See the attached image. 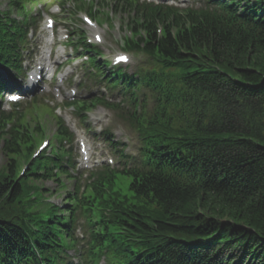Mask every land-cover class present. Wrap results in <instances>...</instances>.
Wrapping results in <instances>:
<instances>
[{"label":"trees","instance_id":"obj_1","mask_svg":"<svg viewBox=\"0 0 264 264\" xmlns=\"http://www.w3.org/2000/svg\"><path fill=\"white\" fill-rule=\"evenodd\" d=\"M95 2L128 14L135 38L124 40V47L144 54L142 74L116 76L137 111L128 123L142 162L92 183L83 212L93 228L89 258L105 254L107 264H264V0L187 10L92 0L91 15ZM9 3L17 7L18 0ZM7 27L0 19V61L12 42ZM144 88L152 110L136 97ZM37 119L0 114V264H56V249L73 237L75 192L63 209L41 201L49 191L42 185L55 180L62 190L66 172L60 170L62 148L55 159L30 162L45 132ZM54 124L60 141L64 129L58 119ZM18 159L29 165L23 175ZM165 242L171 252L162 255Z\"/></svg>","mask_w":264,"mask_h":264},{"label":"rangeland","instance_id":"obj_2","mask_svg":"<svg viewBox=\"0 0 264 264\" xmlns=\"http://www.w3.org/2000/svg\"><path fill=\"white\" fill-rule=\"evenodd\" d=\"M41 1L42 0H40V2H39L40 4L36 8H34L32 10V12H31V14L33 13V16L35 17V19L33 21H34V23H35L34 25L36 27H34L32 29L33 35L30 36V41L31 42H30L29 46L31 48H33V51L36 52V51L39 50V47L43 45L44 41L51 39L49 37L48 33L44 32L43 25H44V22H45V18L47 16H53L52 18L54 19V21L58 25L57 35H55V37L53 38V39L56 40V43L54 45V49H55L56 52H63L67 56V58H71V57L73 58V56L70 53L71 49L69 47L64 48L62 46V40H63L62 39V37H63L62 33H63L64 26L67 27V29H68V27L71 26L70 24H72L71 21L74 19L69 14L71 11L67 10V6L64 7V9L62 10L58 6V0H44L43 1L44 3L41 2ZM8 2H9V0H1L0 1V8L1 9H7L8 5H9ZM28 2H30V3H28L26 6L29 7V8H31L32 6L35 5L34 0H28ZM56 9H57V11H56ZM54 11H56V12L53 13ZM11 13H16L18 15L17 9L15 11H12ZM123 20H125V19H121L119 16H116L114 18L115 24L117 26L120 24V21L122 22ZM74 27L77 28L78 30L86 32L88 34L89 30L87 31V26L85 24H83L82 22H79V21L75 22L74 21ZM99 28H100L99 32H100V34L102 35V38H103L104 51L108 52L110 55H112L114 53L112 51V49H117L118 48V44H120V38L123 36V33L125 31L122 32V30H120V31L113 30L111 33L108 34V32L110 30L109 27H107L106 25H100ZM112 37L114 38V40H113ZM54 41H53V43H54ZM31 56H32V54H31ZM77 63L78 62L75 61L71 65V67H69V70L75 71V69L78 68ZM79 79H80V75H77L76 77L73 75V82L78 81ZM69 88L70 89L71 88H75V86L71 85ZM65 93L68 94L69 93V89H66ZM64 100H65V98L63 96H61V97H58L57 99H53V103L56 104V103H58L60 101H64ZM41 101L44 102L43 100H41ZM41 107L44 108V106H41ZM26 112H27V110H26ZM52 128H54V127H52V123H50L47 126V130H46L47 136L51 135ZM49 133H50V135H49ZM40 143L41 142L36 144V146L38 147ZM132 144H133V142H130V144H129V147L131 148L130 154H134ZM4 161H5V157L2 154H0V166L4 163ZM48 186L53 188L54 184L53 183H48ZM70 189H72V186L70 187ZM65 195H66V193H64L62 196H57V195L53 196V197L51 196V198L55 199L56 203L58 205H62L63 202H64L63 198L65 197Z\"/></svg>","mask_w":264,"mask_h":264},{"label":"bare ground","instance_id":"obj_3","mask_svg":"<svg viewBox=\"0 0 264 264\" xmlns=\"http://www.w3.org/2000/svg\"><path fill=\"white\" fill-rule=\"evenodd\" d=\"M216 2H218L217 0H215ZM214 0H213V2H215ZM98 5V7H99V4H97ZM104 6H102V8H103ZM97 9H101V8H96L95 9V11H93V12H91L92 13V15L93 16H97L96 14H97ZM49 52H51V48L49 49V41L47 40L46 41V49L45 50H43V52H41L40 53V55L38 56V60L41 62V63H43L45 60H47L48 59V53ZM14 77V76H13ZM64 78V77H63ZM29 83H31V82H28V85L26 86V87H24V86H22V84H19V85H17L18 87H15L14 89H12V88H9V87H1L0 88V94L2 95V96H5V95H7V93L8 92H11V91H16L17 92V96H22V95H24L25 94V92L27 93V92H29L30 90H32V88H33V86L32 87H28L29 86ZM16 86V85H15ZM138 91L139 92H141V93H145V90L144 89H138ZM65 121H66V123L67 124H70V121H69V118L66 116L65 117ZM83 140V139H82ZM183 244V243H182ZM185 244V247H187L186 246V243H184ZM163 245H164V247H162V248H160L159 249V251H160V253L163 255L164 253H170L171 252V250H170V242H165V243H163Z\"/></svg>","mask_w":264,"mask_h":264},{"label":"snow or ice","instance_id":"obj_4","mask_svg":"<svg viewBox=\"0 0 264 264\" xmlns=\"http://www.w3.org/2000/svg\"><path fill=\"white\" fill-rule=\"evenodd\" d=\"M121 59H126V58H123V57H122Z\"/></svg>","mask_w":264,"mask_h":264}]
</instances>
